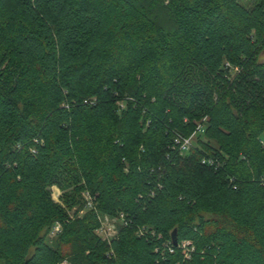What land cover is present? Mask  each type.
Here are the masks:
<instances>
[{"label": "trees", "instance_id": "1", "mask_svg": "<svg viewBox=\"0 0 264 264\" xmlns=\"http://www.w3.org/2000/svg\"><path fill=\"white\" fill-rule=\"evenodd\" d=\"M263 53L264 0H0V264H264Z\"/></svg>", "mask_w": 264, "mask_h": 264}, {"label": "rangeland", "instance_id": "2", "mask_svg": "<svg viewBox=\"0 0 264 264\" xmlns=\"http://www.w3.org/2000/svg\"><path fill=\"white\" fill-rule=\"evenodd\" d=\"M256 0H242V2L245 4V5H248V6H251L253 5V3L255 2ZM261 59L264 60V53L261 55ZM119 104L121 106H125L124 103L122 102H119ZM200 127V126H199ZM190 141L189 142H196V134L195 133H192V135L188 138ZM263 143H264V140H263ZM52 190V196H53V199L56 201V202H60L61 201V196H62V192L57 189L56 187H53L51 188ZM82 199H83V202L86 203V199L88 198V195H86V192H82ZM78 209H80L79 206H76L74 207L71 211H70V214L71 216L73 215L74 212H76ZM85 212H87V210H81L79 211V214L82 215L84 214ZM102 219H103V216H102ZM110 219V218H109ZM104 220V219H103ZM103 220H101V225H100V228L97 230V233L99 236H105V234L108 236V237H112L113 235L117 236V233L116 231L118 230L116 226L119 225V221L116 220V219H110L108 222H103ZM116 230V231H115ZM55 234L56 230L53 231ZM116 233V234H115ZM52 237H54L52 235ZM61 264H69L67 261L61 263Z\"/></svg>", "mask_w": 264, "mask_h": 264}, {"label": "built area", "instance_id": "3", "mask_svg": "<svg viewBox=\"0 0 264 264\" xmlns=\"http://www.w3.org/2000/svg\"><path fill=\"white\" fill-rule=\"evenodd\" d=\"M190 140L189 139H185L184 140V142L181 144V148H182V150H186V149H188L189 148V146H190V142H189ZM86 195H88V198L86 199V208L87 209H93V208H95L94 207V203H93V200H92V198H91V196H90V194L89 193H86ZM114 219V218H111V217H109V216H105V217H103V219H102V217L100 218V221L101 220H103V222H108L110 219ZM120 218H121V220H122V222H123V224L125 225V224H127V222L125 221V218H124V216L123 215H121L120 216ZM116 220H118V219H116ZM120 220V219H119ZM102 222V221H101ZM54 230H56V231H60V225H56V227L54 228ZM53 230V231H54ZM116 231V230H115ZM118 231V230H117ZM117 231H116V233H117ZM54 233V232H53ZM52 233V234H53ZM57 233V232H56ZM55 233V234H56ZM115 233V234H116ZM140 233L142 234L143 233V229H140ZM55 234H53V235H55ZM115 237V235H113L112 237H108L106 234H105V236H101V238L103 239V240H106V241H111V239L112 238H114Z\"/></svg>", "mask_w": 264, "mask_h": 264}]
</instances>
